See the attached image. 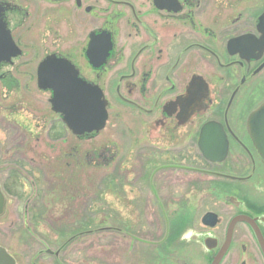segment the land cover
<instances>
[{
  "label": "flooded vegetation",
  "instance_id": "obj_1",
  "mask_svg": "<svg viewBox=\"0 0 264 264\" xmlns=\"http://www.w3.org/2000/svg\"><path fill=\"white\" fill-rule=\"evenodd\" d=\"M255 4L0 0V235L16 218L96 217L103 170L107 217L124 218L141 262L264 264V160L248 131L264 102ZM47 57L59 78L101 89L103 139L53 110Z\"/></svg>",
  "mask_w": 264,
  "mask_h": 264
},
{
  "label": "rangeland",
  "instance_id": "obj_2",
  "mask_svg": "<svg viewBox=\"0 0 264 264\" xmlns=\"http://www.w3.org/2000/svg\"><path fill=\"white\" fill-rule=\"evenodd\" d=\"M255 2L254 12L258 15L264 0ZM4 92L1 83L0 94ZM105 129L99 132L98 139L104 138ZM95 179L96 217L16 218L13 237L8 233L0 235V244L8 247L16 264H152L140 261L136 241L132 239L136 234L121 229L124 218L107 217V201L111 200L107 196V174L99 170ZM127 220L136 223L135 218ZM47 249L52 253H47ZM193 261L200 263L196 257Z\"/></svg>",
  "mask_w": 264,
  "mask_h": 264
},
{
  "label": "water",
  "instance_id": "obj_3",
  "mask_svg": "<svg viewBox=\"0 0 264 264\" xmlns=\"http://www.w3.org/2000/svg\"><path fill=\"white\" fill-rule=\"evenodd\" d=\"M0 24V42L10 41L9 32ZM258 30L261 33L255 41L260 48H264V13L259 17ZM241 38L233 39L238 42ZM12 49L13 43H12ZM3 49V47H1ZM17 51V48H15ZM15 54V53H12ZM1 60H9L8 56L0 55ZM60 60L47 57L39 64V81L46 82L43 87L53 92L52 108L61 112L66 126L74 132L99 131L104 127L107 113L102 91L93 85H87L73 76L68 79L59 78ZM248 131L253 145L264 160V102L251 112L248 118ZM217 263V259L213 264ZM0 264H15L4 248L0 246Z\"/></svg>",
  "mask_w": 264,
  "mask_h": 264
}]
</instances>
